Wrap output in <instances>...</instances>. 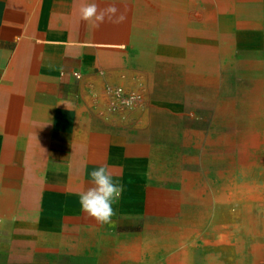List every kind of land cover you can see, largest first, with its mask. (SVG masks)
Segmentation results:
<instances>
[{
  "label": "crops",
  "instance_id": "0c3cea01",
  "mask_svg": "<svg viewBox=\"0 0 264 264\" xmlns=\"http://www.w3.org/2000/svg\"><path fill=\"white\" fill-rule=\"evenodd\" d=\"M93 2L115 3L126 20L93 28L78 11ZM258 7V0H0V264H164L101 255L165 220L147 210L153 147L142 130L134 134L132 112L111 88L132 72V47L154 36L161 46L166 28L190 31V14L229 41L260 20ZM101 165L123 188L107 224L87 216L78 195Z\"/></svg>",
  "mask_w": 264,
  "mask_h": 264
},
{
  "label": "rangeland",
  "instance_id": "374dc122",
  "mask_svg": "<svg viewBox=\"0 0 264 264\" xmlns=\"http://www.w3.org/2000/svg\"><path fill=\"white\" fill-rule=\"evenodd\" d=\"M258 2L260 20L245 23L239 35L235 32V40L222 41L224 32L205 23L202 14L195 19L189 15V25L195 23L187 32L191 38L182 43L219 54L222 48L232 50L221 58L220 72L211 79L187 68L184 58L161 54L155 36L148 45L132 47V72L111 90L116 95L115 102L131 110L134 134L142 130L143 138L153 147L147 194L150 190L158 196L168 193L165 202L194 203L206 195L212 197L255 138L260 112L246 98V92L251 86L247 72L264 65V0ZM202 9L198 5L197 9L192 6L188 10ZM225 17L231 18L229 14ZM168 43L170 48L185 47L175 40ZM140 59L146 62L139 63ZM119 88L123 94L117 93ZM133 97L137 99L129 107L123 99ZM180 215L179 212L177 217ZM192 241H185L153 261L171 256ZM132 261L153 262L145 258Z\"/></svg>",
  "mask_w": 264,
  "mask_h": 264
},
{
  "label": "bare ground",
  "instance_id": "6f19581e",
  "mask_svg": "<svg viewBox=\"0 0 264 264\" xmlns=\"http://www.w3.org/2000/svg\"><path fill=\"white\" fill-rule=\"evenodd\" d=\"M162 38L161 54L184 58L187 68L208 79L220 72L221 58L232 51L222 48L219 54L196 44L182 43L191 38L187 31L166 28ZM170 40H178L185 47L170 48ZM247 77L251 86L246 98L260 112L255 123L256 136L223 184L212 197L206 195L201 202L194 203L165 202L168 193L158 196L150 190L147 210L162 215L165 220L151 223L143 237H134L126 245L101 250L103 261L120 262L125 256L153 261L193 239L164 258V264H264V65L248 71ZM179 212L181 215L177 217ZM198 237L201 241L196 247ZM141 239L146 241L145 249L139 248Z\"/></svg>",
  "mask_w": 264,
  "mask_h": 264
},
{
  "label": "clouds",
  "instance_id": "9594fccd",
  "mask_svg": "<svg viewBox=\"0 0 264 264\" xmlns=\"http://www.w3.org/2000/svg\"><path fill=\"white\" fill-rule=\"evenodd\" d=\"M78 11L80 19L90 22L95 29H99L105 22L118 25L126 20L125 12L115 3H109L104 7L95 2L82 4ZM136 99L133 97L125 103L131 107ZM89 175L92 186L78 193L81 208L87 216L94 218L98 223H110L115 215L113 204L119 200L123 188L113 179L114 174L107 165L93 169Z\"/></svg>",
  "mask_w": 264,
  "mask_h": 264
},
{
  "label": "built area",
  "instance_id": "2783aa9c",
  "mask_svg": "<svg viewBox=\"0 0 264 264\" xmlns=\"http://www.w3.org/2000/svg\"><path fill=\"white\" fill-rule=\"evenodd\" d=\"M117 93H118V94H123L122 88H119V89L117 90ZM123 101L126 102V101H129V100H127V98H124Z\"/></svg>",
  "mask_w": 264,
  "mask_h": 264
}]
</instances>
